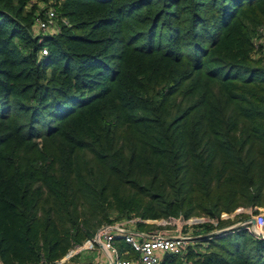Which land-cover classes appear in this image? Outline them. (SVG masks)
Here are the masks:
<instances>
[{
    "label": "trees",
    "instance_id": "16d2710c",
    "mask_svg": "<svg viewBox=\"0 0 264 264\" xmlns=\"http://www.w3.org/2000/svg\"><path fill=\"white\" fill-rule=\"evenodd\" d=\"M261 28L264 0H0V263L56 264L123 217L206 234L264 207ZM160 264H264V240L238 227Z\"/></svg>",
    "mask_w": 264,
    "mask_h": 264
},
{
    "label": "built area",
    "instance_id": "2783aa9c",
    "mask_svg": "<svg viewBox=\"0 0 264 264\" xmlns=\"http://www.w3.org/2000/svg\"><path fill=\"white\" fill-rule=\"evenodd\" d=\"M56 17V12L53 9H49L46 13V19L37 21L38 31L42 34H46L49 31L55 32L59 29ZM43 54H47L46 49L43 50ZM250 209L251 211L254 210L251 207ZM255 209L258 212L264 209V207H256ZM238 211H244V209L239 208ZM251 211H249V213H251ZM222 216L225 217L226 214H222ZM252 217L255 219V224H252L250 219H248L238 223L234 228L243 227L248 230L254 238L264 240V213L259 211L255 215L253 214ZM222 232H224V229L199 235L195 233L190 235H168L159 231L140 232L125 223H115L103 225L98 229L92 239L87 240L83 245L76 246L75 248L77 252H80L84 249H94L95 244H99L100 247L109 253L110 262L108 264H160L163 255L166 253L184 254L186 248L190 244L198 240H205L208 235L213 233ZM119 238L131 248L130 250H126L123 254L120 253L116 244ZM131 252L136 253L137 256L129 257Z\"/></svg>",
    "mask_w": 264,
    "mask_h": 264
},
{
    "label": "rangeland",
    "instance_id": "374dc122",
    "mask_svg": "<svg viewBox=\"0 0 264 264\" xmlns=\"http://www.w3.org/2000/svg\"><path fill=\"white\" fill-rule=\"evenodd\" d=\"M41 9L44 8H49V9H53L57 16H58V9L57 6L54 4V2L52 1H42L39 4ZM48 9V10H49ZM65 21H68V19L64 18ZM38 27V25H36V28ZM260 36L259 38H255V42L257 44L256 46V50L254 53V58L258 59L260 57L264 56V28H261L260 31ZM239 208H243L244 211H238ZM238 209H236V211L234 212H230V213H223V215L226 214L225 217L222 216V220H223V226L220 229H217V231L219 230H223L229 227H234L236 226L238 223L251 219L252 215L260 212L264 213V209H261L257 212V210H253L251 211L250 207H239ZM248 211V212H247ZM249 211H251V213H249ZM256 212V213H255ZM144 219L138 217V216H134V217H123L122 219L117 220L115 223H125L128 226L133 227L135 230H142L139 227H137V222L138 221H142L143 222ZM217 220L214 219H210L207 216L204 215H199V216H194L188 220H185L183 218H163V219H146L144 220V223L146 225L152 226V230L150 232H163L165 234L168 235H178V234H184V235H190V234H203L206 230V227H208V225L212 224L214 226L217 225ZM147 230H144V232H146ZM216 230L212 231L215 232ZM143 232V231H140ZM100 251V246L99 244H95L94 250L92 251H88V252H77L76 248L74 250H72L65 258H63L62 260H60L58 263L56 264H81V258L87 257L92 258L95 255H98ZM135 257V256H133Z\"/></svg>",
    "mask_w": 264,
    "mask_h": 264
},
{
    "label": "crops",
    "instance_id": "0c3cea01",
    "mask_svg": "<svg viewBox=\"0 0 264 264\" xmlns=\"http://www.w3.org/2000/svg\"><path fill=\"white\" fill-rule=\"evenodd\" d=\"M92 250L94 249H84L81 251V254L82 252H88ZM109 262H110L109 253L102 247H100V251L98 255H95L89 259L87 257L81 258V264H108Z\"/></svg>",
    "mask_w": 264,
    "mask_h": 264
},
{
    "label": "water",
    "instance_id": "95a60500",
    "mask_svg": "<svg viewBox=\"0 0 264 264\" xmlns=\"http://www.w3.org/2000/svg\"><path fill=\"white\" fill-rule=\"evenodd\" d=\"M250 221H251L252 224H255V219H254V217H251ZM232 229H234V227L226 228V229H224V231H229V230H232ZM220 231H221V230H220Z\"/></svg>",
    "mask_w": 264,
    "mask_h": 264
}]
</instances>
